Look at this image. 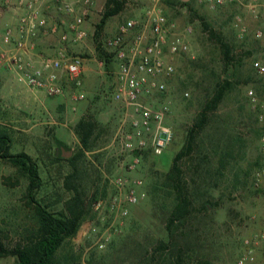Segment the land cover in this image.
Wrapping results in <instances>:
<instances>
[{
	"label": "rangeland",
	"instance_id": "obj_1",
	"mask_svg": "<svg viewBox=\"0 0 264 264\" xmlns=\"http://www.w3.org/2000/svg\"><path fill=\"white\" fill-rule=\"evenodd\" d=\"M93 1L92 14L85 24L87 37L73 47V52L80 54L91 68L88 79L82 75L85 98L74 101L76 92L67 83L61 97H48L40 92L39 97L29 102L18 100L24 108L0 100V128L9 135L10 153L25 152L34 161L42 182L34 193L35 200L54 214L64 210L72 192L65 185V178L71 172L69 164L56 162L52 156L57 155L61 147L72 153L79 152L81 146L74 126L81 118L92 117L97 122L90 149L78 163L75 180L82 192L85 219L75 236L58 250V264H172L175 259L170 250L159 249V242L167 239L165 218L153 209L149 180L155 172L169 169L186 130L200 110V93L191 88H178V70L184 67L181 58L175 77L168 81L167 95L150 100L151 104L168 103L167 124L174 131L173 141L161 156L151 157L146 163L143 158L136 170L128 171L129 157L120 154L116 145H111L122 118L121 105L111 97L116 84L117 61L113 59L106 67L96 51L97 44L103 45L113 38L127 19L142 23L146 10L155 2L163 15L179 27L191 29L187 38L190 52L185 58L202 54L201 44L207 34L196 17L199 16L233 46L239 64L235 69L234 88L214 112L215 131L207 127L200 136L204 139L203 168L209 169L213 178H208V173H204L202 180L200 176L194 178L192 188L196 191L197 205L179 242L182 264H238L241 259H244L243 264H263L264 192L254 190L249 178L261 158V127L257 120L258 108L247 92L252 90L259 104L264 101V75H259L252 67L254 61L264 65V40L254 36L258 28L264 30V7L257 9L262 17L254 19L248 7L250 0L215 9L207 8L198 0H190L188 6L181 4L188 0H118L124 2L120 12L98 29L107 0ZM17 2L0 0V52L7 50L3 45L5 31L15 28L22 13ZM47 11L50 19L60 18L52 9ZM55 40L53 36L39 37L35 41V52L43 55L48 48L54 51ZM214 67L221 72L219 59ZM180 73V78H184V73ZM220 76L223 78L222 74ZM185 92L189 94L187 98ZM24 103L32 105L25 107ZM56 141L62 145H57ZM118 178L127 179V184L141 180L145 192L138 204L126 207L128 212L124 217L109 210L117 197ZM27 184V179L13 166L0 161V242L7 250L23 245L37 228L34 205H29L26 197ZM205 200L209 201L207 211L201 209ZM0 264H15V259L0 252Z\"/></svg>",
	"mask_w": 264,
	"mask_h": 264
},
{
	"label": "built area",
	"instance_id": "obj_2",
	"mask_svg": "<svg viewBox=\"0 0 264 264\" xmlns=\"http://www.w3.org/2000/svg\"><path fill=\"white\" fill-rule=\"evenodd\" d=\"M198 1L209 9L239 2ZM93 5V0H18L22 13L15 28L5 31L3 43L9 48L0 52V65L13 69L20 83L48 97L63 96L68 83L76 92L73 100L82 101L85 98L82 90L85 60L73 52V47L87 37L85 24ZM248 7L254 19H259L262 14L257 9L264 7V0H250ZM48 9L60 18L50 19ZM190 31L189 27H179L163 15L155 2L146 10L142 23L127 19L119 26L117 34L102 45L117 61L116 84L111 97L121 105L122 118L111 145H116L120 154L129 157L128 171L136 170L146 154L161 156L173 141L174 131L167 124L168 103L151 104L150 100L167 95L168 81L177 73L178 60L190 52L187 39ZM52 36L56 37L52 44L54 54H36L35 41ZM254 36L264 40V30L258 28ZM128 37L131 40L128 41ZM252 67L259 75H264L260 61H254ZM188 96L185 92L184 97ZM247 96L258 108L257 120L261 127V165L251 173L250 184L254 190L264 192V101L259 104L252 90H248ZM126 181L116 180L117 197L109 206L111 213L121 217L127 215V206L136 205L145 197L141 180H131L128 184ZM261 238L264 241V234ZM243 262L241 259L238 264Z\"/></svg>",
	"mask_w": 264,
	"mask_h": 264
},
{
	"label": "trees",
	"instance_id": "obj_3",
	"mask_svg": "<svg viewBox=\"0 0 264 264\" xmlns=\"http://www.w3.org/2000/svg\"><path fill=\"white\" fill-rule=\"evenodd\" d=\"M189 1H182L181 4L188 6ZM123 5V1L107 0L106 11L100 19L98 29L103 27L108 18L118 14ZM192 14L196 15L194 11ZM196 17L199 18L203 30L207 34L201 44L202 54L192 59L184 57L185 59H182L184 67L179 68L176 80L178 88L181 90L191 88L194 92L200 93V110L196 114L192 126L186 130L182 145L172 158L169 169L162 173L155 172L149 180V194L153 209L155 212H160L165 218L167 239L159 242V249L170 250V254L175 255L172 264L183 263L179 242L185 226L189 224L196 212V191L192 188L194 178L200 176V179H204V173H208V178H213L210 170L203 168L204 139L203 135L200 136L207 127L215 131L214 112L225 96L234 88L235 69L239 66L233 46L219 32H215L203 17ZM96 51L98 59L107 67L113 60V54L106 52L100 43L97 44ZM217 59L222 65L220 73L214 67ZM180 72L184 73L182 79ZM221 74L223 78H221ZM96 127L97 122L92 117L81 118L73 129L79 138L81 146L79 152L72 153L68 159L62 158L61 151L52 156L56 162L66 161L71 169L65 178V185L72 192V196L66 202L64 210L58 214L49 212L45 206L35 200L34 193L42 184L36 164L25 152L11 154L9 135L0 128V161L9 163L21 176L27 179L26 197L29 205H34L37 224L36 230L23 245H17L15 248L7 250L0 242L1 254L13 257L15 264H58L56 258L58 250L65 241L77 233L86 215L82 192L75 181L79 171L78 163L84 153L90 149V140L94 136ZM56 144L62 145L59 141H56ZM151 157L154 156L146 154L143 163H146ZM260 159L257 162L258 167L261 165ZM220 166L223 167L222 159ZM207 204L209 201L205 200L201 204V209L207 211Z\"/></svg>",
	"mask_w": 264,
	"mask_h": 264
},
{
	"label": "crops",
	"instance_id": "obj_4",
	"mask_svg": "<svg viewBox=\"0 0 264 264\" xmlns=\"http://www.w3.org/2000/svg\"><path fill=\"white\" fill-rule=\"evenodd\" d=\"M4 48H9V46L4 45ZM52 52L54 53L51 48H48L45 52H43V55L50 56L53 55ZM35 53L37 54V52ZM90 71L91 68L89 67V64H86V61H84L83 74L87 76V79L91 73ZM19 83L20 82L17 80V75L13 69L0 65V100L7 102L9 105L14 107L24 108L18 100L21 102H29L32 98L39 97L41 91L28 88L26 85L20 83L24 86L22 87ZM24 104L25 107H30V105H32L30 103Z\"/></svg>",
	"mask_w": 264,
	"mask_h": 264
},
{
	"label": "water",
	"instance_id": "obj_5",
	"mask_svg": "<svg viewBox=\"0 0 264 264\" xmlns=\"http://www.w3.org/2000/svg\"><path fill=\"white\" fill-rule=\"evenodd\" d=\"M60 151H61V156L63 158L68 159V158H70L72 156V152L69 151V150H65L63 147L60 148Z\"/></svg>",
	"mask_w": 264,
	"mask_h": 264
}]
</instances>
